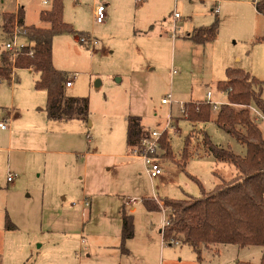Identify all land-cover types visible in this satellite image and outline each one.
<instances>
[{
    "label": "rangeland",
    "instance_id": "1",
    "mask_svg": "<svg viewBox=\"0 0 264 264\" xmlns=\"http://www.w3.org/2000/svg\"><path fill=\"white\" fill-rule=\"evenodd\" d=\"M44 1L0 0V41L10 37L1 32L4 14H16L19 8L24 9L27 26H49L40 16L51 8L52 0ZM254 1L63 0L64 22L76 34L54 38V67L73 81L72 89L65 88L67 96L89 99V120L51 122L26 145H17L32 152L36 166L26 171L10 169L13 184H8L7 156L0 157V227L8 216L23 240L16 243L7 234V254L24 245L26 251L32 249L33 257L23 264H113L110 247L122 242L120 226L113 220L124 201L134 199L137 204L128 209L136 208V238L125 264L261 262L263 247L234 245L204 248L199 260L193 248L180 241L165 243L160 233L171 211L164 209L163 200L201 198L196 179L210 193L221 182L217 176L230 181L238 174L233 165L218 162L205 148L204 135L215 146L246 156V147L216 125V115L210 122L193 123L181 108L191 101L207 102L208 92L214 103L228 102L217 87L227 78L221 68L227 56L241 58L238 69L264 81V15L256 12ZM100 4L107 8L103 23L96 22ZM175 14L180 16L177 20ZM217 21L215 41L200 46L187 38L195 28ZM80 34L97 46L81 43ZM38 79L37 73L21 69L12 81L2 82L0 112L42 116L47 93L36 89ZM168 95L173 103L163 105ZM131 115L142 116L151 130L162 131L168 123L179 130L171 135L165 132L172 154L164 156V150L160 155L164 174L158 178H152L143 160L127 149ZM252 118L256 122L254 114ZM257 125L264 137V120ZM186 143L190 157L183 166ZM19 155L13 156L14 162ZM149 200L159 210L150 211ZM146 223L154 228L151 237Z\"/></svg>",
    "mask_w": 264,
    "mask_h": 264
},
{
    "label": "trees",
    "instance_id": "2",
    "mask_svg": "<svg viewBox=\"0 0 264 264\" xmlns=\"http://www.w3.org/2000/svg\"><path fill=\"white\" fill-rule=\"evenodd\" d=\"M256 11L264 15V0L255 1ZM63 0H52L49 10L41 13L40 19L47 27L27 26L24 9L16 14H5L2 29L11 35L18 25L21 35L28 46L17 55L3 50L0 52V84L12 81L17 70L32 69L39 75L36 89L47 92V104L44 109L52 121H87L90 115L88 98L69 97L65 93L66 83L70 81L66 72L57 70L53 62V42L57 35L76 34L71 25L64 22ZM219 23L202 27L194 31L190 40L196 44H205L217 39ZM81 36H86L80 34ZM226 80L218 83V90L225 93L228 102L219 107L216 113V125L246 147L245 157L231 150L215 146L208 135H204L205 148L220 163L233 165L238 171L230 181L219 180L214 191L207 193L198 182L201 198L188 196L184 200H163L164 209H171L168 224L162 231L164 242L178 240L193 248L201 259L204 248L218 245H234L241 248L259 246L264 248V137L253 120L250 111L255 106L264 115L262 96L264 81H259L242 69L230 68ZM187 120L193 123H207L213 119L212 106L204 101L185 104ZM148 132L142 126V119L136 116L128 118L127 146L131 151L140 145ZM166 137V136H165ZM162 140L164 156H171L172 148L166 138ZM189 146L186 143L182 163L187 165ZM150 211L159 210L158 205L146 201ZM121 249L127 252L126 243L135 236L134 216L122 210ZM5 228L15 230L16 226L6 216ZM251 264V263H238ZM264 264V252L261 262Z\"/></svg>",
    "mask_w": 264,
    "mask_h": 264
},
{
    "label": "crops",
    "instance_id": "3",
    "mask_svg": "<svg viewBox=\"0 0 264 264\" xmlns=\"http://www.w3.org/2000/svg\"><path fill=\"white\" fill-rule=\"evenodd\" d=\"M253 3L255 6V1ZM219 13H220V10H219ZM5 14H10V13H5ZM25 24H26V21H25ZM200 28H202V27H200ZM200 28H195L191 34H188L187 38L189 39L190 36L194 33V31H196L197 29H200ZM1 29H2V27H1ZM1 32H3V29ZM1 42H3V41H0V43ZM4 43H5V41L3 43H1L0 52L3 50ZM208 43H210V42H208ZM208 43H205V44H208ZM205 44H198V45L203 46ZM240 64H241V58H239V57L231 58V57L227 56L226 59L224 60L223 64H222L221 68L226 73L227 70L230 68L238 69L237 66H239ZM29 71L33 72L32 69H30ZM73 87H74V84L71 88H67V89H72ZM223 95H225L227 97L226 94H223ZM205 100H201V101H205ZM223 104H225V102L221 103V105H223ZM35 109L37 110V107ZM217 112H218V110H216V112L213 113V118ZM40 113L42 114V116L36 115L34 113H31V115H29V116H26L24 114L20 115L19 113H17L14 110H11L10 112H8V114H5V115H3V113L0 112V124L3 123V124H7V126H8L6 130H3L2 128H0V130H1L0 131V134H1L0 135V157L2 156V154H6L8 171H10V169H13V167L16 168L18 171H23V170L26 171L28 168L32 169L33 166H36L32 162V160H34V158L31 156L32 152L29 150L19 149L17 147V145H26V141L28 139L31 140L32 137H34L37 132L40 133L42 131L41 129H48L51 122H58V121L49 120L45 111L40 112ZM131 116L140 117L142 119V126L144 128H148L147 129L148 131L151 130L149 127H146V125L144 124V120H143L142 116H139V115H131ZM70 121H75V120H70ZM77 121H79V120H77ZM46 122H48V125L46 124ZM80 122H83V121H80ZM127 149H128V146H127ZM36 152L39 155L41 151H36ZM15 154H20L19 155L20 159L16 162H14V159H13V156ZM136 158H138V157H136ZM29 161H31L30 162L31 164L29 163ZM27 164H28V166H27ZM10 172L13 173L12 171H10ZM14 182H15V179L12 183L8 182V184H13ZM86 203H88V206H91V203L90 204H89V202H86ZM86 203H85V205H86ZM129 206H130L129 201L125 200L124 203L122 204V206H120V209L118 212V218L113 220V225L118 223L120 226V233H119L120 237H121L122 224H123V218H122L123 208H125V210L128 214H132L133 216H134L133 213L136 212L135 207L131 206V208L128 209ZM166 212H168V211H166ZM169 213L171 216V211ZM170 216L166 217V219L168 220L170 218ZM134 223H135V217H134ZM145 228H146L147 236L148 237L153 236L154 228L148 223H146ZM162 230L163 229L160 230L161 235H162ZM16 232L17 231H14V230H7L5 228V225H4V227H0V239H1L0 240V264H23L24 261L26 262L33 257V253L31 252L32 249L28 248L29 250L26 251V248L24 245L21 248L18 247L19 250H15L16 252L7 254V252H6L7 251V248H6L7 234H10V236L12 237V240L14 239V242L19 243L20 240L23 242V240L19 239L20 237L18 235H16L17 234ZM41 232L43 234V224L41 225ZM13 236H14V238H13ZM135 238H136V234H135L133 239L127 241V243H126L127 252L126 253H124L121 249V242L114 243L115 246L110 247L111 248L110 249L111 256L113 258V264H125V262L128 261L126 258L129 254H132L131 244L134 242ZM106 248H107V246H106Z\"/></svg>",
    "mask_w": 264,
    "mask_h": 264
},
{
    "label": "built area",
    "instance_id": "4",
    "mask_svg": "<svg viewBox=\"0 0 264 264\" xmlns=\"http://www.w3.org/2000/svg\"><path fill=\"white\" fill-rule=\"evenodd\" d=\"M141 1L142 0H139V2ZM175 1L178 2L180 0H175ZM44 3L47 4L48 0H45ZM106 12H107L106 6H104L103 4L98 5L95 12L97 23L104 22V20L107 17ZM215 13L216 14L219 13V10L216 9ZM179 17H180L179 14L174 15L175 20H177ZM176 29L177 28L174 25V31ZM21 31L22 28L16 25L13 33L9 35L10 36L9 39L3 45L5 50L12 52L14 55H17L18 53L22 52L29 45L26 38H24V36L21 35ZM21 38L23 40H21ZM81 43L89 44L90 47H95L98 44L95 40L87 36L81 37ZM72 86H73V81L72 79H70V81L66 83L65 87L71 88ZM172 103H173V99L171 95L164 97L162 100L163 105H172ZM207 103H209L214 110H219V107L221 106L218 102L214 103L212 101L211 92L207 93ZM250 111L252 114L256 116V123L264 119L263 114L256 107L251 106ZM181 113L187 115L184 105H182ZM7 127H8L7 124H3V123L0 124V128H2L3 130H6ZM178 131L179 130L176 128V124H171V123H168L165 129L162 131L149 130L141 140L140 145L131 151L132 156L141 158L143 160L146 167V171L152 178H158L164 174L162 164L160 162V155L164 151L162 148V140L166 136L165 132L171 135L173 133H177ZM14 176L15 175L13 173L11 172L9 173L8 176L9 183H12L14 181ZM129 203L135 205L137 204V200L132 199L131 201H129ZM86 205L88 206V203H86ZM167 224H168V220L166 221V225ZM173 243L180 244L178 240H174Z\"/></svg>",
    "mask_w": 264,
    "mask_h": 264
},
{
    "label": "water",
    "instance_id": "5",
    "mask_svg": "<svg viewBox=\"0 0 264 264\" xmlns=\"http://www.w3.org/2000/svg\"><path fill=\"white\" fill-rule=\"evenodd\" d=\"M98 86L100 85V83L97 84Z\"/></svg>",
    "mask_w": 264,
    "mask_h": 264
}]
</instances>
